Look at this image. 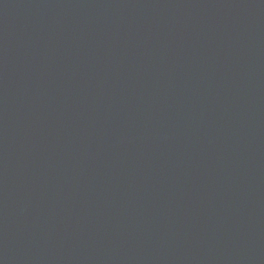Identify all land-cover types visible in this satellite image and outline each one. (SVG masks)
Instances as JSON below:
<instances>
[{
    "label": "water",
    "instance_id": "obj_1",
    "mask_svg": "<svg viewBox=\"0 0 264 264\" xmlns=\"http://www.w3.org/2000/svg\"><path fill=\"white\" fill-rule=\"evenodd\" d=\"M0 264H264V0H0Z\"/></svg>",
    "mask_w": 264,
    "mask_h": 264
}]
</instances>
